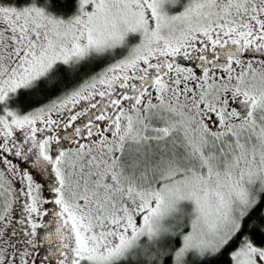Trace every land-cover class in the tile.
<instances>
[{
	"label": "snow or ice",
	"instance_id": "snow-or-ice-1",
	"mask_svg": "<svg viewBox=\"0 0 264 264\" xmlns=\"http://www.w3.org/2000/svg\"><path fill=\"white\" fill-rule=\"evenodd\" d=\"M0 264H264V0H0Z\"/></svg>",
	"mask_w": 264,
	"mask_h": 264
}]
</instances>
